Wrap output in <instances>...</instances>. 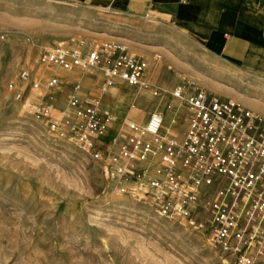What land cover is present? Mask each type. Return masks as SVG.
<instances>
[{
  "label": "rangeland",
  "instance_id": "obj_1",
  "mask_svg": "<svg viewBox=\"0 0 264 264\" xmlns=\"http://www.w3.org/2000/svg\"><path fill=\"white\" fill-rule=\"evenodd\" d=\"M79 14L46 0H0V264H235L212 243L204 209L195 211L190 224L158 214L149 200L119 193L102 161L52 134L15 94L24 90L26 97L37 83L35 98L54 105L55 116L76 81L82 96L99 97L101 77L78 70L62 72V85L46 89L41 50L79 39L122 44L146 62L147 78L165 91L193 80L263 117L249 104L264 108V85L226 76L215 64L209 70L208 59L175 33L136 34ZM23 70L28 83L19 77ZM100 97V111L113 118L99 147L103 152L114 134L126 135L125 118L143 125L170 101L164 92L155 96L120 82ZM178 131L182 135L184 127Z\"/></svg>",
  "mask_w": 264,
  "mask_h": 264
},
{
  "label": "built area",
  "instance_id": "obj_2",
  "mask_svg": "<svg viewBox=\"0 0 264 264\" xmlns=\"http://www.w3.org/2000/svg\"><path fill=\"white\" fill-rule=\"evenodd\" d=\"M38 62L45 70L46 89H58L61 73L101 77L99 97L82 96L73 83L64 107L36 99L37 83L29 95L17 91L27 111L46 120L56 137L90 153L104 163L105 174L121 194L149 200L160 215L194 224L202 208L211 229V241L235 264H264V117L187 81L165 91L146 76L147 64L127 53L117 42L89 44L84 39L41 50ZM30 82L27 70L19 73ZM116 82L165 93L163 111H151L142 125L123 121V139L108 137L113 118L100 111V96ZM98 88V87H97ZM96 88V89H97ZM184 127L178 137V130ZM133 184V185H131Z\"/></svg>",
  "mask_w": 264,
  "mask_h": 264
},
{
  "label": "crops",
  "instance_id": "obj_3",
  "mask_svg": "<svg viewBox=\"0 0 264 264\" xmlns=\"http://www.w3.org/2000/svg\"><path fill=\"white\" fill-rule=\"evenodd\" d=\"M46 1L68 4L89 22L136 34L175 33L208 59L209 70L215 64L226 76L264 85V0ZM249 105L264 113L262 106Z\"/></svg>",
  "mask_w": 264,
  "mask_h": 264
}]
</instances>
